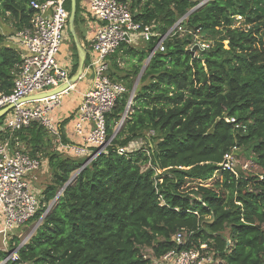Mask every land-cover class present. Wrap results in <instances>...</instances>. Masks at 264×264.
<instances>
[{
  "label": "trees",
  "instance_id": "1",
  "mask_svg": "<svg viewBox=\"0 0 264 264\" xmlns=\"http://www.w3.org/2000/svg\"><path fill=\"white\" fill-rule=\"evenodd\" d=\"M30 1L47 0H0V20L10 22L15 34L29 25ZM118 1L159 36L198 5L193 0ZM65 9L69 12L70 0ZM81 13L76 0L75 28ZM236 15L243 16V27H234ZM182 27L189 34L166 39L164 51L151 57L132 112L107 153L83 169L87 158H62L60 150L51 151L50 137L36 123L14 135L30 157L46 159L52 172L31 221L37 222L65 188L18 260L6 264H157L169 251L201 244L221 264H264V0H209ZM195 35L209 43L207 49L189 51ZM7 38L0 30L2 95L11 93L20 64L19 54L5 45ZM157 42L150 37L138 48L121 44L110 58L111 80L130 90ZM121 60L130 64V72L121 69ZM76 70L75 64L71 76ZM127 98L121 96L106 116L108 137ZM70 119L59 123L62 143L68 142L64 126ZM149 132L153 136L147 138ZM140 140L151 145L149 156L142 149L116 153ZM233 147L245 149L260 173L235 177L222 171L219 164ZM180 231L187 237L177 245ZM7 255L0 250V262Z\"/></svg>",
  "mask_w": 264,
  "mask_h": 264
},
{
  "label": "built area",
  "instance_id": "2",
  "mask_svg": "<svg viewBox=\"0 0 264 264\" xmlns=\"http://www.w3.org/2000/svg\"><path fill=\"white\" fill-rule=\"evenodd\" d=\"M65 2L66 0H47L43 3L30 1L29 8L32 10V15L29 25L9 39V43L20 56V64L14 74L11 93L0 94V110L13 105V108L1 118L0 124V241L5 252L7 250L4 241H11L12 247L0 264L18 260L17 254L26 245V240L15 244L12 242V235L23 225L31 222L40 208L41 201L32 188L31 177L41 169L42 161L30 157L22 144L13 139L14 135L36 123L43 127L59 150L68 152L76 158H87L81 167L83 169L99 155L107 153L112 140L132 112L135 92L132 94V88L129 90L122 83L112 81L109 76L110 58L120 45L134 46L142 39L146 42L150 37H158V42L149 58L156 52L164 51L166 39L189 34L182 27L185 17L180 18L164 35L159 36L153 27L136 22L126 3L118 0H80L82 13L89 17L90 28L94 25V33L92 37L87 38V41L85 40L86 46L82 44L85 61L77 82L57 95L21 103L20 101L25 98L58 89L68 84L71 78L72 66L60 60L59 55L69 16ZM198 36L193 37L189 47L190 52L208 48V45L198 41ZM83 81H87L88 85L79 94L78 102L70 115L72 135L68 136L65 133L68 142L62 143L59 123L65 119L59 120L52 115L61 105L63 97L75 91L76 85ZM125 94L128 98L124 111L113 129V134L108 137L106 116L111 113L116 101ZM226 122L235 124L233 119H226ZM235 128L238 129L239 126L235 125ZM241 128L245 129V127ZM152 136L153 132L147 134V138ZM143 146L141 140L132 142L127 147L117 148L116 153L122 156L142 149L149 156L148 148H151V145L148 143L144 148ZM239 152L237 147H233L223 156L219 164L222 171L231 172L238 177L237 168L240 167L242 172L251 173L254 165H240ZM149 166L148 164L147 167ZM155 174H161V171L155 170ZM71 178L74 180L73 177ZM54 203L55 200H52L48 204L42 217L48 213ZM40 219L31 232L39 226ZM186 237L184 231L178 232L174 237L175 244H184ZM221 263L213 259V254L207 251L205 244H201L197 249L169 251L157 262V264Z\"/></svg>",
  "mask_w": 264,
  "mask_h": 264
},
{
  "label": "rangeland",
  "instance_id": "3",
  "mask_svg": "<svg viewBox=\"0 0 264 264\" xmlns=\"http://www.w3.org/2000/svg\"><path fill=\"white\" fill-rule=\"evenodd\" d=\"M193 1L198 2V6L200 5L198 8H200L203 5H205V3L208 2L209 0H193ZM128 3L130 4V0L128 1ZM198 8H196V9H198ZM80 17H81L82 22L79 23L76 26L75 32L77 34V37L79 39V43L81 44V46H82V44L86 46L85 40L87 41V38H89V34L93 30V27L90 28V25H91L90 24V19H89V17L87 15L84 14V12L81 13ZM234 18H235L234 27H236V28L243 27L241 25L244 22L243 16L236 15ZM0 28L5 33L6 36H8V37H14L15 36V30L10 27V22H8V21L4 22L3 20H0ZM198 41H200L201 43H204L205 45H209V43L205 42L202 39V37H200V36H198ZM141 43H144L143 39L138 41L133 47L134 48H138L141 45ZM59 55H60V60L66 61L68 64H70V66H72V69H73V66L75 64L77 65V63H78L76 47H75V45L73 43L72 37L68 33V30L63 33V38H62V41H61L60 54ZM145 62H146V60L142 63V66H141L140 70L144 66ZM120 64H121V68L124 71L127 70L128 72H130L131 67H130L129 63L124 62V61L121 60ZM138 74L134 78H132V81H131L132 85L135 83ZM138 86H139V83L137 84L135 93H136V91L138 89ZM78 90L79 89L76 88L75 91L70 92L68 96L63 97L61 105L57 108V110L52 115L53 118L57 117L59 120H63V119H66L67 117H70V115H71V113L73 112V109H74L73 108L74 107L73 103H75V105H76L77 102H78V97H79L77 95V91ZM0 120H2V119H0ZM0 123H1V121H0ZM64 131H66L68 136L72 135L71 134V124L69 122L65 125ZM51 141H52L51 151L55 150V149L59 151V148L56 145V143L53 140H51ZM239 153H240V156H241V158L239 159L240 160V165L248 164V166H250L251 164H253L254 165L253 166L254 169H252L251 173L259 174L260 173V169H259L258 166H256L255 161H254L255 159L250 154H247L245 152V149H243V148H240V152ZM59 154H60V156L62 158H69L70 157V158L74 159V157H72V155H70L68 152L60 150ZM237 171L238 172H242L240 167L237 168ZM74 174H76V172L71 174L70 178L73 177ZM51 182H52V172H51V170H50V168H49V166L47 164V160L45 159V160H42L41 169L38 172H36L35 174H33L32 177H31V185H32V188L34 189V191L36 192L39 201L42 200V197H43L42 193L44 192V190H46V188L48 186H50ZM55 203H56V201H55ZM47 206H46V208H47ZM39 223L41 224V222H39ZM35 225H36L35 221H33V222L31 221L30 223H27V224L23 225L21 228H19L12 235V238L15 237L16 239H18V236H20V238L18 239V242L26 240L25 243L27 245L29 240L32 238V236L35 233V231L31 232L33 229H35L34 228ZM30 232H31V234H30ZM28 236H29V239H26ZM4 242L6 244L5 245V249L7 250L6 252L9 253L11 251V249L9 248V245L11 246V244H10L11 241H9V242L4 241ZM0 250L4 251V246L1 244V241H0ZM145 251L147 252L146 255L149 256V254H150L149 251L148 250H145Z\"/></svg>",
  "mask_w": 264,
  "mask_h": 264
},
{
  "label": "water",
  "instance_id": "4",
  "mask_svg": "<svg viewBox=\"0 0 264 264\" xmlns=\"http://www.w3.org/2000/svg\"><path fill=\"white\" fill-rule=\"evenodd\" d=\"M200 6V5H199ZM198 5L193 8L190 12H188L184 17L186 18L188 15H190L194 10H196V8L199 7ZM75 15H76V0H70V10H69V16H68V23H67V30H68V33L70 34V36L72 37V40H73V43L76 47V51H77V57H78V63H77V70L75 72V74L73 76H71L68 84H65L63 85L62 87L56 89V90H53L49 93H44V94H40V95H36V96H32V97H28V98H25L23 100H21L20 102L22 103H25V102H30V101H37V100H40V99H43V98H46V97H49V96H54V95H57L59 93H61L62 91L66 90L69 86L75 84L79 78V76L81 75L82 73V68H83V64H84V61H85V51L83 49V47L81 46V44L79 43V39L77 37V34L75 32V25H74V20H75ZM196 50V48H195ZM150 58H147L146 59V62L144 64V66L142 67V69L140 70L137 78H136V83L135 85L132 87V94H134L135 90H136V87H137V84L139 83V80H140V77L142 76L143 72L145 71L149 61H150ZM13 108V105H9L3 109L0 110V119L11 109ZM81 170V169H80ZM78 170L76 172V174H74L73 176V179L76 178L77 174L79 173ZM72 178H69V180L67 181L66 185L67 186L70 182H71ZM65 188V187H63ZM63 188L61 189L60 192L63 191ZM59 192L56 194L55 198L53 200H57V198L59 197ZM44 217H41L40 221H42Z\"/></svg>",
  "mask_w": 264,
  "mask_h": 264
},
{
  "label": "crops",
  "instance_id": "5",
  "mask_svg": "<svg viewBox=\"0 0 264 264\" xmlns=\"http://www.w3.org/2000/svg\"><path fill=\"white\" fill-rule=\"evenodd\" d=\"M93 26H94V25H92V27H93ZM0 30H1V32L5 35V33L2 31L1 28H0ZM93 30H94V27H93ZM93 30H92V32L89 34V37H92V36H93V33H94ZM9 39H10V37L7 38L5 45L13 49L14 47L9 43ZM121 69H122V68H121ZM87 85H88V82H87V81L80 82V83H78V84L76 85V88L79 89V90L77 91V95H78V96H79V94H80L82 91H84V90L86 89ZM73 106H74L73 108H75V106H76L75 103H73ZM65 133H66V131H65ZM66 134H67V133H66Z\"/></svg>",
  "mask_w": 264,
  "mask_h": 264
},
{
  "label": "bare ground",
  "instance_id": "6",
  "mask_svg": "<svg viewBox=\"0 0 264 264\" xmlns=\"http://www.w3.org/2000/svg\"><path fill=\"white\" fill-rule=\"evenodd\" d=\"M30 234H31V233H30ZM26 239H29V236H28Z\"/></svg>",
  "mask_w": 264,
  "mask_h": 264
}]
</instances>
